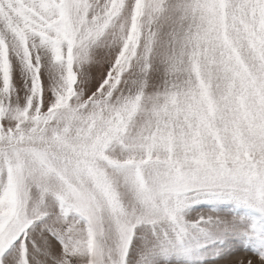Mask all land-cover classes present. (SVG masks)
I'll return each mask as SVG.
<instances>
[{
	"label": "snow or ice",
	"instance_id": "snow-or-ice-1",
	"mask_svg": "<svg viewBox=\"0 0 264 264\" xmlns=\"http://www.w3.org/2000/svg\"><path fill=\"white\" fill-rule=\"evenodd\" d=\"M0 264H264V0H0Z\"/></svg>",
	"mask_w": 264,
	"mask_h": 264
},
{
	"label": "rangeland",
	"instance_id": "rangeland-1",
	"mask_svg": "<svg viewBox=\"0 0 264 264\" xmlns=\"http://www.w3.org/2000/svg\"><path fill=\"white\" fill-rule=\"evenodd\" d=\"M241 255H243V253H241Z\"/></svg>",
	"mask_w": 264,
	"mask_h": 264
}]
</instances>
